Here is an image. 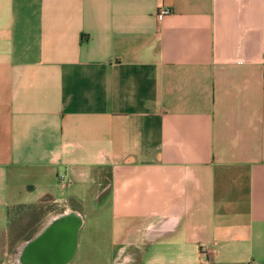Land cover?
I'll list each match as a JSON object with an SVG mask.
<instances>
[{"label":"crops","instance_id":"1","mask_svg":"<svg viewBox=\"0 0 264 264\" xmlns=\"http://www.w3.org/2000/svg\"><path fill=\"white\" fill-rule=\"evenodd\" d=\"M43 204L68 264H264V0H0V236Z\"/></svg>","mask_w":264,"mask_h":264},{"label":"water","instance_id":"2","mask_svg":"<svg viewBox=\"0 0 264 264\" xmlns=\"http://www.w3.org/2000/svg\"><path fill=\"white\" fill-rule=\"evenodd\" d=\"M81 224L75 211L53 217L36 236L20 245L17 264H68L77 248Z\"/></svg>","mask_w":264,"mask_h":264},{"label":"rangeland","instance_id":"3","mask_svg":"<svg viewBox=\"0 0 264 264\" xmlns=\"http://www.w3.org/2000/svg\"><path fill=\"white\" fill-rule=\"evenodd\" d=\"M56 210L61 208L51 204L11 209L7 229L0 236V264H17L16 254L23 240L32 236L38 226ZM81 239L82 235L79 234V241Z\"/></svg>","mask_w":264,"mask_h":264},{"label":"built area","instance_id":"4","mask_svg":"<svg viewBox=\"0 0 264 264\" xmlns=\"http://www.w3.org/2000/svg\"><path fill=\"white\" fill-rule=\"evenodd\" d=\"M158 16H166L168 14H170V9L166 8V7H161L158 10ZM251 264H257V263H251Z\"/></svg>","mask_w":264,"mask_h":264}]
</instances>
